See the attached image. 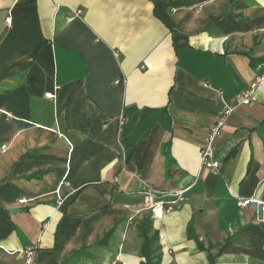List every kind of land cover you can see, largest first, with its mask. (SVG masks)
Segmentation results:
<instances>
[{"label":"crops","instance_id":"1","mask_svg":"<svg viewBox=\"0 0 264 264\" xmlns=\"http://www.w3.org/2000/svg\"><path fill=\"white\" fill-rule=\"evenodd\" d=\"M263 22L264 0H0V264H143L144 221L154 264H264V82L237 99ZM147 188L184 199L153 219Z\"/></svg>","mask_w":264,"mask_h":264},{"label":"built area","instance_id":"2","mask_svg":"<svg viewBox=\"0 0 264 264\" xmlns=\"http://www.w3.org/2000/svg\"><path fill=\"white\" fill-rule=\"evenodd\" d=\"M79 13L78 11L76 12ZM7 23H10V18L6 19ZM261 30L264 32V22ZM264 82V61L256 66V73L252 82L249 86L237 95V99L240 103L246 104L251 101L253 96V91ZM46 98H53L52 92H47L44 94ZM222 124V119L219 118L216 121L215 126L211 130V135L219 133V127ZM210 135V137H211ZM4 146H1V150H4ZM201 166L212 170L219 169V163L215 161L212 157V151L209 145L203 148L201 151ZM185 190H175V191H154L147 188L143 191L145 197V208L149 211L153 219H160L165 214H168L180 207L181 202L184 199ZM249 200H241L237 202L238 206H243L248 203ZM33 250L25 251V264H32Z\"/></svg>","mask_w":264,"mask_h":264},{"label":"trees","instance_id":"3","mask_svg":"<svg viewBox=\"0 0 264 264\" xmlns=\"http://www.w3.org/2000/svg\"><path fill=\"white\" fill-rule=\"evenodd\" d=\"M151 224L148 221H144L138 226V232L142 238L141 254L144 257L143 264H154L152 257V245L157 239L156 232L151 233ZM107 237V233L103 235L100 241H104ZM213 256H209L208 264H213Z\"/></svg>","mask_w":264,"mask_h":264},{"label":"water","instance_id":"4","mask_svg":"<svg viewBox=\"0 0 264 264\" xmlns=\"http://www.w3.org/2000/svg\"><path fill=\"white\" fill-rule=\"evenodd\" d=\"M14 212V209H11V213Z\"/></svg>","mask_w":264,"mask_h":264}]
</instances>
